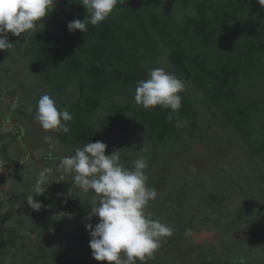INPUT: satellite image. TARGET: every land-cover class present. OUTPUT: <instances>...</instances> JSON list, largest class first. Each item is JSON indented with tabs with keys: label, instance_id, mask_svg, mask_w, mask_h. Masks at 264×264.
Listing matches in <instances>:
<instances>
[{
	"label": "trees",
	"instance_id": "1",
	"mask_svg": "<svg viewBox=\"0 0 264 264\" xmlns=\"http://www.w3.org/2000/svg\"><path fill=\"white\" fill-rule=\"evenodd\" d=\"M55 6L57 10L42 18L41 31L18 37L8 33L12 47L0 51V155L11 168L5 178L9 190L0 194V264H107L93 259L85 229L87 223H98V217L88 218L94 193L67 183L62 191L37 194L36 174L16 169L14 156L26 154L18 119H33L43 94L73 115L67 122L69 133L49 131L46 136L53 134L71 151L102 141L108 146L106 155L119 150L122 164L141 156L157 163L162 153L218 146L206 138V112L215 126L235 131L244 142L252 139L253 150L242 149V161V154L234 152L235 166L217 165L220 158L214 157L208 165L212 183L193 171L183 180L172 179L168 190L149 202L146 213L174 231L145 264H264V136L258 133L257 120L264 125L236 88L242 67H252L256 56L264 54V8L257 0H126L83 33L67 30L73 19L87 18L81 0H56ZM228 30L242 31L241 40L218 54L213 37ZM190 38L197 41L193 49L187 47ZM163 66L186 84L180 93L179 118L187 121L182 128L168 122L170 109H145L134 100L137 82ZM21 87L25 97L10 110L6 97L13 90L17 96ZM195 88L204 89L208 98ZM217 101L229 105L227 117L215 108ZM8 115L17 120L4 131ZM128 129L136 132L137 144L122 141ZM73 175L65 177L73 181ZM156 181L149 180L148 187ZM237 191L243 200L233 210L234 200L229 206L226 201ZM32 196L41 203L38 211L27 202ZM15 205L20 217L10 214ZM197 231L210 232L220 241L197 247L193 255L188 235ZM236 231L245 239L237 241Z\"/></svg>",
	"mask_w": 264,
	"mask_h": 264
},
{
	"label": "clouds",
	"instance_id": "2",
	"mask_svg": "<svg viewBox=\"0 0 264 264\" xmlns=\"http://www.w3.org/2000/svg\"><path fill=\"white\" fill-rule=\"evenodd\" d=\"M56 0H0V51L12 47L8 33L20 36L23 33H36L44 28L42 18L54 10ZM126 0H81L86 9L87 18L73 19L67 24L69 32L77 30L85 33L87 25H100L116 6L125 4ZM264 8V0H257ZM149 78L137 82L134 100L145 109H170L167 120L176 128H182L187 121L179 118L182 107L180 93L186 90L185 82L163 68H153ZM35 120L46 132L69 133L67 122L73 115L67 110H59L49 94H43L36 105ZM51 140L50 136L44 137ZM107 144L102 141L86 143L82 148L74 149V154L63 157L58 170L72 173L76 187L87 193H94L89 219L98 217L93 226L85 224L89 232V248L94 260L106 261L107 264H145L154 259L161 240L170 237L174 229L158 219H152L146 213L149 202L158 196L155 187H148L149 177L145 170L150 161L146 156L132 161L133 167L127 168L120 162L119 150L106 155ZM140 151H146L143 147ZM51 169L41 173L39 183L47 180ZM62 181V180H61ZM45 188H37L42 194ZM33 210H39L41 203L27 201ZM240 264H243L241 260Z\"/></svg>",
	"mask_w": 264,
	"mask_h": 264
},
{
	"label": "rangeland",
	"instance_id": "3",
	"mask_svg": "<svg viewBox=\"0 0 264 264\" xmlns=\"http://www.w3.org/2000/svg\"><path fill=\"white\" fill-rule=\"evenodd\" d=\"M54 9L57 10V7L54 6ZM242 34V31H238L237 33H235L234 30H228L224 32L222 31L219 34H216L213 37L215 52L221 54L223 47H225L226 49L230 48L232 45H234V41L241 40ZM195 44H197L196 39H188L187 47L189 49H193L196 46ZM214 57L215 53L212 56V59H214ZM242 68L245 70L244 72H242L241 81L237 83L236 86L241 94L239 98L244 102V104L250 107V111H252L253 114L257 115L256 118H261L263 122L262 125H264V54H259L256 56L255 63L252 67L243 66ZM163 69L169 72L164 66ZM195 91L201 93L203 99H205L206 97L208 98V96H205L206 91L204 89L201 88L200 90L199 88H195ZM17 92V96H14L16 94V91L13 90L11 94L6 97L7 103L9 105L8 108H10V110L14 109L19 101H23V98L25 97L22 96L26 93L25 88L21 87V89H19V91ZM222 102L223 101H217L216 103H214L215 108H217V111H220L222 113V117H227V115L229 114V105L227 103L223 104ZM200 106H204L203 103ZM3 107V104H0V110H2ZM215 108L213 109L215 110ZM29 111L30 110H28L27 112ZM17 114L18 113H16V115ZM261 115L263 117H261ZM9 117L10 122H14L17 120V116L15 115H13L12 118L11 116ZM212 121V115L210 116V114L206 112L202 117L203 126L207 131L206 138L208 140L215 141L218 146L212 144L211 149H201L198 145H196V151H190L188 153L185 151H178L174 154L162 153L157 163H150L149 168L145 170L146 175L149 177L148 181L151 179H157V181L150 187H155L158 190V193H164L168 190L169 184L172 179L180 177V179L183 180L182 176L189 177L190 173L193 171H195V173H199V176H204V178L208 177V179L211 181L210 183H212L214 178L211 172L213 171L208 170V165L212 164V162L214 161V157L218 156L220 158L218 163L216 162L217 165L221 163L225 167L228 165L235 166L236 162L238 161L235 162V160L233 159L235 156L234 152H237L238 154L241 153L242 149L246 151L253 150L254 143L252 142V139H249L247 141L246 137L244 136L245 140L247 141L244 142L235 131H230L225 127L215 126V124L218 123L216 122L215 124H212ZM259 121L260 120H257V130L258 133H261L262 136H264V126H261L259 124ZM18 122L19 124H16L20 125L18 131L22 135V144L25 149H28L29 155L31 157V159H27L25 157L23 159L19 157L20 159H23L25 161V168L23 170L24 175L29 176L32 174H36L37 180H34L35 184L40 188H42V186H45V189L47 190L55 189L57 191H62L66 187L67 183L73 185V181L71 180V178L65 177V175L67 174L58 170V165L63 157L73 155L74 151H71V149L61 145V143L56 140L53 134L50 136L51 140L45 141L44 137L49 134V132L44 131L41 128L40 124L35 120V118L30 120L28 119V117L26 118L22 116L18 119ZM113 133L115 134L114 130ZM125 133H128V135L125 138L121 137L122 141L124 140L125 142H134L135 144H137L135 135L132 134H136L135 131L131 132L128 129L127 131H123V134ZM123 134H121L120 136H122ZM20 149L21 147L18 145L16 147V150L19 151ZM36 149L38 150L37 152L35 151ZM243 155L244 154L239 155L240 161L243 160ZM56 163H58V165ZM123 165L127 168L133 167V164L131 163H124ZM45 169H51V173L46 174L47 180L41 184L39 183L41 173ZM6 171L7 170L0 168V175L6 173ZM1 180L2 176H0V188L2 189L4 188V183L1 182ZM215 185L217 186L214 187L221 186L219 184ZM232 196V200L230 199L229 201H226L227 206H229L230 202L233 200L235 205H238L243 200L242 194L238 191L235 193L233 192ZM237 205L233 206V210L237 208ZM13 209L14 211H10V214H13L14 217L19 216L18 211L20 210V206L15 205ZM236 234H238V232ZM200 235H202L201 231L193 232L188 235L190 245H192V247L194 248L191 252L193 253V255H196V253L199 252L197 250V247H201L203 245V243L199 245V243L202 241L199 239ZM238 235L242 237L241 233H239ZM207 237L210 239L205 240V242L219 240L214 234L212 235V237ZM217 242L218 241H215L216 244Z\"/></svg>",
	"mask_w": 264,
	"mask_h": 264
},
{
	"label": "flooded vegetation",
	"instance_id": "4",
	"mask_svg": "<svg viewBox=\"0 0 264 264\" xmlns=\"http://www.w3.org/2000/svg\"><path fill=\"white\" fill-rule=\"evenodd\" d=\"M12 122H10L8 119L7 120H4V122H3V127H2V129L4 130V131H7V129H9L8 128V125L9 124H11ZM14 124V123H13ZM18 145H16L15 147H14V150L17 152V153H19L20 152V150L19 151H17L16 150V147H17ZM36 152L38 151L37 149L35 150ZM2 154V153H1ZM15 157V159L17 160V162H18V164H17V166H16V169H23L24 170V168H25V161L23 160L24 159V157L25 158H27V159H31V157H30V155H29V151H28V149H26V154L25 153H23V154H21V155H17V156H14ZM23 158V159H20V158ZM24 166V167H23ZM0 168H2V169H5V170H7L6 171V173H3V174H1L0 176H2V180H1V182H3L4 184V188H0V194H2V193H5V191H8L9 190V183H8V181H6L5 180V178H8V177H10V171H11V168H10V165H8L7 163H6V160H5V158L2 156V155H0ZM15 168V167H14ZM24 174V173H23ZM238 232V234L240 233L239 231H236V232H234L233 233V235H234V237H235V239L238 241V240H244L245 238H242V237H240L238 234H236ZM238 236V237H237ZM205 242V240H202L200 243H199V245L201 244V243H203V245H205L206 243L207 244H211V242H213L214 240H212L211 242ZM215 241H220V239L219 240H215Z\"/></svg>",
	"mask_w": 264,
	"mask_h": 264
},
{
	"label": "water",
	"instance_id": "5",
	"mask_svg": "<svg viewBox=\"0 0 264 264\" xmlns=\"http://www.w3.org/2000/svg\"><path fill=\"white\" fill-rule=\"evenodd\" d=\"M212 233L210 234V232H202V235L199 236L200 240H208L210 238H208L207 236H211L212 237Z\"/></svg>",
	"mask_w": 264,
	"mask_h": 264
}]
</instances>
